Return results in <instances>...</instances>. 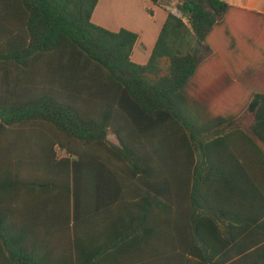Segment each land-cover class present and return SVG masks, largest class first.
<instances>
[{
  "label": "trees",
  "instance_id": "obj_1",
  "mask_svg": "<svg viewBox=\"0 0 264 264\" xmlns=\"http://www.w3.org/2000/svg\"><path fill=\"white\" fill-rule=\"evenodd\" d=\"M99 1L8 0L10 39L0 47V134L45 128L48 140L67 151L61 162L73 167L76 217L86 166L106 165L134 181L138 196L151 203L139 201L144 215L132 264H229V187L257 207L264 183V151L237 120L252 117L251 132L264 144V93L230 88L234 101L226 109L224 99L214 101L206 91L218 88L193 84L199 65L216 49L214 28L233 7L222 0H177L179 15H169L149 62L141 65L132 59L137 33L93 23ZM111 134L119 144L109 140ZM245 143L250 150H241ZM180 200L189 216L187 243L178 238L173 219ZM147 207L170 212L172 227L163 242L160 222L149 228ZM8 223L0 211V242L9 264H44L14 247ZM166 244L168 251L162 250Z\"/></svg>",
  "mask_w": 264,
  "mask_h": 264
},
{
  "label": "crops",
  "instance_id": "obj_2",
  "mask_svg": "<svg viewBox=\"0 0 264 264\" xmlns=\"http://www.w3.org/2000/svg\"><path fill=\"white\" fill-rule=\"evenodd\" d=\"M222 1L233 9L214 28L210 38L216 49L199 65L193 88H218L206 91L214 101L224 99L220 102L229 109V101H234L230 88H258L264 93V0ZM177 3L100 0L92 21L113 32L125 29L137 33L132 59L144 65L169 15L178 14ZM10 14L8 0H0V47L9 43ZM237 121L264 151V144L251 132L254 119L243 116ZM47 134L45 128H20L12 134H0V211L8 214L14 247L35 254L44 264H75L76 260L78 264H132V253L138 251L137 222L144 215L139 201L151 202L138 196L134 181L110 172L106 165L86 166L76 217L73 167L61 162L69 154L50 142ZM244 136L235 137L246 142ZM109 140L119 144L115 135H109ZM240 148L248 151L250 145L241 144ZM236 191L235 186L229 187V215L225 220V227L229 223V246L224 251L229 252V264H264V183L257 207L243 191ZM177 204V216L173 218L177 220V235L187 243L186 237L191 236L186 226L189 216L184 200ZM146 213L149 228H158L160 222L163 242L172 227L170 212L148 208ZM164 247L167 249L162 250H169L167 244ZM8 257V249L0 242V264H9Z\"/></svg>",
  "mask_w": 264,
  "mask_h": 264
},
{
  "label": "built area",
  "instance_id": "obj_3",
  "mask_svg": "<svg viewBox=\"0 0 264 264\" xmlns=\"http://www.w3.org/2000/svg\"><path fill=\"white\" fill-rule=\"evenodd\" d=\"M177 15H179V13Z\"/></svg>",
  "mask_w": 264,
  "mask_h": 264
},
{
  "label": "rangeland",
  "instance_id": "obj_4",
  "mask_svg": "<svg viewBox=\"0 0 264 264\" xmlns=\"http://www.w3.org/2000/svg\"><path fill=\"white\" fill-rule=\"evenodd\" d=\"M179 13V12H178Z\"/></svg>",
  "mask_w": 264,
  "mask_h": 264
}]
</instances>
